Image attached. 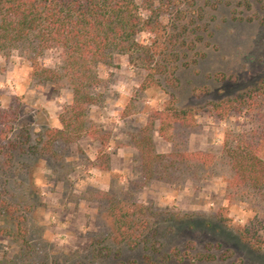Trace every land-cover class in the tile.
<instances>
[{
    "label": "rangeland",
    "instance_id": "374dc122",
    "mask_svg": "<svg viewBox=\"0 0 264 264\" xmlns=\"http://www.w3.org/2000/svg\"><path fill=\"white\" fill-rule=\"evenodd\" d=\"M187 9L181 23L197 19L185 35L192 45L177 50L179 63L189 66L157 76L162 85L144 90L147 72L128 55L100 63L96 92L101 97L88 111L93 128L52 149L45 146L46 133L62 128L72 90L65 81L36 76L24 54H0V195L26 231L24 240L0 235V264H148L149 255L158 258L177 249L187 264H264V249H253L239 234L257 222L264 235V192L234 187V171L224 155L226 142L236 135L264 131V101L224 117L210 108L212 101L264 81V0H197ZM165 21L170 31L171 21ZM150 37L139 35L144 42ZM37 60L43 67L60 65L53 50ZM176 106L191 109L195 117L173 122L168 140L160 135L156 116ZM151 123L157 153L200 151L213 155L214 162L169 157L155 164L152 175L136 146ZM107 194L179 218L163 223L157 251L106 240L102 246L109 251L100 254L97 241L112 226ZM25 251L31 258L22 261ZM206 253L215 258L198 262Z\"/></svg>",
    "mask_w": 264,
    "mask_h": 264
},
{
    "label": "trees",
    "instance_id": "16d2710c",
    "mask_svg": "<svg viewBox=\"0 0 264 264\" xmlns=\"http://www.w3.org/2000/svg\"><path fill=\"white\" fill-rule=\"evenodd\" d=\"M196 3L197 0H0V54L10 55L13 51L24 54L32 63L36 76L46 81H65L73 92L72 104L60 117L62 128L49 129L46 133V148L52 149L58 141L75 142L93 128L88 111L100 101L101 95L96 92L102 82L97 71L100 63L111 62L117 54L128 55L130 62L147 72L142 84L144 90L152 85H162L157 76L175 74L181 65L189 66L179 63L181 56L177 48L192 45L185 35L189 24L197 19L193 17L190 23L184 24L181 21H187V8ZM166 18L171 21L170 31ZM142 33L151 34L149 42L139 39ZM49 50L59 53L57 68L38 63V57ZM193 62L197 63V60ZM172 99L176 101L175 94ZM263 101L264 81H261L234 97L212 101L210 108L219 117H224ZM156 117L161 120L160 135L169 140L168 130L173 122L185 123L194 120L195 115L191 109L176 106L158 112ZM152 126L151 123L141 131L136 145L143 166L152 175L155 164L169 157H181L180 161L187 157L203 165L214 162L213 155L200 151L184 155L157 153ZM235 137L224 146V155L234 171L233 186L264 192V131L258 129ZM169 166L174 167V162ZM107 200L112 226L110 232L97 241L100 254L109 251L102 246L106 240L126 243L132 249L143 246L148 251H157L161 226L165 221L179 218L176 213L160 212L152 205L130 199L107 194ZM13 211L14 207L0 195V235L24 240L23 219L14 217ZM239 234L253 249H264V235L257 222L241 229ZM20 258L27 261L31 255L25 251ZM214 258L212 253H206L199 256L198 262ZM186 260V255L179 249L158 258L148 256V264H187Z\"/></svg>",
    "mask_w": 264,
    "mask_h": 264
}]
</instances>
